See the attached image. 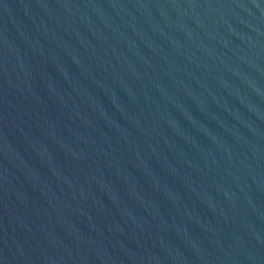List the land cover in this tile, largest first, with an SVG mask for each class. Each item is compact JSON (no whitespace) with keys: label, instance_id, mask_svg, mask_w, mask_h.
I'll use <instances>...</instances> for the list:
<instances>
[{"label":"water","instance_id":"water-1","mask_svg":"<svg viewBox=\"0 0 264 264\" xmlns=\"http://www.w3.org/2000/svg\"><path fill=\"white\" fill-rule=\"evenodd\" d=\"M0 264H264V0H0Z\"/></svg>","mask_w":264,"mask_h":264}]
</instances>
